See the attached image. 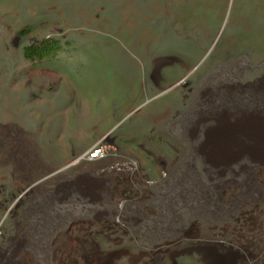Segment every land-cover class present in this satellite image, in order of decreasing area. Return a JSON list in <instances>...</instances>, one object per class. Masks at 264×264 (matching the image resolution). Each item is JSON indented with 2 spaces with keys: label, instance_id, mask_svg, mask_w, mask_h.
Instances as JSON below:
<instances>
[{
  "label": "rangeland",
  "instance_id": "374dc122",
  "mask_svg": "<svg viewBox=\"0 0 264 264\" xmlns=\"http://www.w3.org/2000/svg\"><path fill=\"white\" fill-rule=\"evenodd\" d=\"M105 142L167 184L114 234L82 158ZM181 241L264 264V0H0V264H152Z\"/></svg>",
  "mask_w": 264,
  "mask_h": 264
},
{
  "label": "built area",
  "instance_id": "2783aa9c",
  "mask_svg": "<svg viewBox=\"0 0 264 264\" xmlns=\"http://www.w3.org/2000/svg\"><path fill=\"white\" fill-rule=\"evenodd\" d=\"M110 148L106 142L97 143V145L91 146L82 158L88 162L102 163L93 171L97 174H108L105 186L112 198V209L97 220L100 222L109 219V227L105 230L114 234L122 231V228L126 226L124 224H128L136 217L133 213L137 210V204L139 208L141 207L143 197L140 196L146 188L155 187L159 194L155 191L153 196L162 199L164 197L162 195L165 193L163 189L167 190V184L160 185L154 179L141 174L134 159L116 155ZM165 173V169H162L160 177L162 178ZM133 190L136 192L133 194L135 197L132 198L130 194Z\"/></svg>",
  "mask_w": 264,
  "mask_h": 264
},
{
  "label": "flooded vegetation",
  "instance_id": "af4514ba",
  "mask_svg": "<svg viewBox=\"0 0 264 264\" xmlns=\"http://www.w3.org/2000/svg\"><path fill=\"white\" fill-rule=\"evenodd\" d=\"M202 245V243L198 242L184 244L181 241L177 247L168 250L170 253H172L168 255V259L163 255H158L156 260L153 259L152 264H157V261H159V264H188L187 261H195L196 264H201L200 260L202 257L196 256L195 254H197V249H200ZM224 252L226 253L225 250L221 249L217 251L216 254L221 255ZM143 264L146 263L143 262Z\"/></svg>",
  "mask_w": 264,
  "mask_h": 264
},
{
  "label": "bare ground",
  "instance_id": "6f19581e",
  "mask_svg": "<svg viewBox=\"0 0 264 264\" xmlns=\"http://www.w3.org/2000/svg\"><path fill=\"white\" fill-rule=\"evenodd\" d=\"M27 56H29V55H27ZM28 58H30V57H28ZM104 225H105L106 228H108L109 227V221L108 222H105Z\"/></svg>",
  "mask_w": 264,
  "mask_h": 264
}]
</instances>
